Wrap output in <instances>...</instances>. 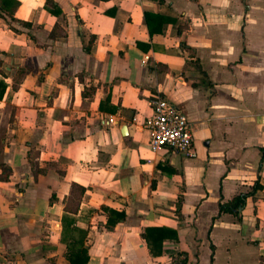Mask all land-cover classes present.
<instances>
[{"label":"crops","instance_id":"1","mask_svg":"<svg viewBox=\"0 0 264 264\" xmlns=\"http://www.w3.org/2000/svg\"><path fill=\"white\" fill-rule=\"evenodd\" d=\"M54 2L13 1L30 28L0 17V264H68L72 227L87 264H264V0ZM155 94L186 115L195 157L150 150ZM255 181L239 219L218 213ZM104 207L125 218L107 228ZM149 226L178 239L152 256Z\"/></svg>","mask_w":264,"mask_h":264},{"label":"trees","instance_id":"2","mask_svg":"<svg viewBox=\"0 0 264 264\" xmlns=\"http://www.w3.org/2000/svg\"><path fill=\"white\" fill-rule=\"evenodd\" d=\"M13 1L14 0H0V17L5 18L6 15L13 22L15 21L24 27L30 28L31 24L29 22L14 18L10 13L7 12L10 11V6L13 4ZM45 6L52 14L59 12L58 6L54 2V0H46ZM148 18L149 16L148 14H146L145 19L146 22L148 21L147 25L149 28V32L151 33L153 28L151 27ZM13 29L17 31L15 28ZM1 64H2V60L0 59V66ZM0 73L1 74L3 73L1 69H0ZM5 88H6V82L2 78H0V99L4 94ZM29 158H30V163H32L31 166L34 172L37 173V172L45 171L44 169L39 168L38 163L31 161V156H29ZM11 174H12V168L10 165H8L6 162L3 161V157L0 152V181L2 182L7 181ZM259 187L260 185L258 181H255L250 191L245 193H239L229 201H223L222 199H220V201L218 202V213L219 214L231 213L236 217H238L239 219V213L240 210L245 205V200L247 199V197L252 196ZM84 192H85L84 187L76 183H72L69 196L67 197L64 206V210L66 212L69 211L75 213L78 210L79 203L82 196L84 195ZM104 210L107 213V222H106L107 228L113 227L117 222L122 221L125 218L124 212H119L107 207H104ZM179 211H180V204L178 203L176 212L179 213ZM65 226H67V224L64 223L62 226L63 231L65 230ZM69 229L71 231L68 238L65 240L64 237L62 236V241L65 243V256L68 260V264H87L89 259L88 249H87V245L85 244V239L82 231L73 227ZM141 236L145 240L149 253L152 256H158L161 254L162 243L164 239L169 238L173 241H177L178 239L176 231L164 227H157V226L145 227L141 232ZM178 255L179 256L183 255L185 257L187 254L184 252V253H178ZM212 259H213V255L211 254L210 260L212 261ZM181 263L185 264L186 259L184 258Z\"/></svg>","mask_w":264,"mask_h":264},{"label":"built area","instance_id":"3","mask_svg":"<svg viewBox=\"0 0 264 264\" xmlns=\"http://www.w3.org/2000/svg\"><path fill=\"white\" fill-rule=\"evenodd\" d=\"M148 59L144 56V62ZM149 106L151 113L143 126L148 132L150 150L158 152L164 147L185 157H195L192 128L182 110L159 94L150 97Z\"/></svg>","mask_w":264,"mask_h":264}]
</instances>
